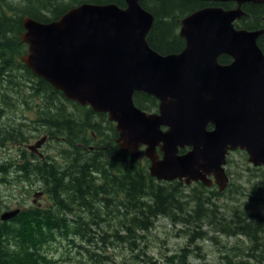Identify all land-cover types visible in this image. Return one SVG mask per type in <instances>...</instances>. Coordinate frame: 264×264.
<instances>
[{"label":"water","instance_id":"1","mask_svg":"<svg viewBox=\"0 0 264 264\" xmlns=\"http://www.w3.org/2000/svg\"><path fill=\"white\" fill-rule=\"evenodd\" d=\"M125 1L126 8L82 2L49 21L23 16L21 60L67 99L107 112L130 155L145 144L150 174L159 179L205 180L213 169L226 180L228 144L245 147L254 164L264 162V56L256 42L263 30L236 28L239 6H205L181 20L183 48L161 54L146 39L152 13ZM222 54L231 62L220 63ZM136 91L156 97L159 113L137 108ZM185 146L193 148L179 154Z\"/></svg>","mask_w":264,"mask_h":264},{"label":"trees","instance_id":"2","mask_svg":"<svg viewBox=\"0 0 264 264\" xmlns=\"http://www.w3.org/2000/svg\"><path fill=\"white\" fill-rule=\"evenodd\" d=\"M87 1L101 3L103 0ZM114 1L121 5V0ZM1 2L0 0V85H3L5 89H9L10 87L16 88L15 92L18 94L20 86H14L16 83L10 78V72L12 64L17 62V54L20 53L23 47L19 38V34L23 30L21 24L22 15H27L40 21H48L50 20L49 18L60 14L66 7L62 6L64 5L62 1L35 0L34 4L30 5L28 0H24L20 11H16V7L3 2L2 4ZM38 4L40 8L36 7ZM179 5L180 3L177 1L164 2L159 7L157 14H155L157 20L151 27L147 40L152 48L161 53L176 52L183 45V39L176 34V22L173 21V15L183 11V7ZM199 7L201 5H197L194 2L186 3V9L183 13ZM163 17L170 18V20H162ZM250 24L252 25V23ZM244 25L248 26L247 23H244ZM229 60L230 58L225 55L219 57V61L222 63ZM40 81L42 80L40 79ZM43 85H45L43 89L62 96L59 91L55 90L44 80ZM134 101L143 110L152 109L157 106L156 99L144 93H136ZM14 104V101L10 102V98L2 95L0 112ZM72 106L78 112V119L76 121H72V118L69 119L66 113V118L60 119V113L55 112L52 108L47 111V114L40 113V116L42 120L48 122L50 129L55 128L52 130V133L59 137L58 141L62 143L59 151L62 154L69 153V155L78 157L79 168L77 171L70 170L65 178H61L60 173L58 176L48 175L46 179L44 173L40 171V164H37L34 170L30 169L23 162L22 158L25 155V151L21 153L19 159L3 161L2 171L5 174H7L9 168H12V165L15 166V171L19 172L14 178L16 183L24 185L25 182H38L43 184V187H46L48 190L51 205L41 207L42 209L32 206L21 211L17 219L14 218L9 223L0 222V264H56L55 259L45 254L44 245L55 239L57 234L63 233L67 236L81 232L84 234V231L91 230L90 225L86 221V216L78 212L83 210L90 212L92 209L89 182L101 180V175L110 174V172L112 185L116 181L117 186L126 192L125 208L126 211L130 212V217L127 221L120 222L124 223L121 229L108 230L111 233V235L108 233V236L115 237L116 241L119 240L122 245L126 242L132 248L138 238L136 231H139L138 229L148 230L153 225L157 216L160 215L168 217L173 224H180L179 231L182 232L181 235L188 237V239L203 238L206 233L198 231L195 227L203 222H207L208 224L217 226L219 230H215L222 231L226 235L238 233L239 235L246 236L249 240L258 241L262 245V250L259 251L257 244H250L247 246V249L251 253V256L257 257L254 260L258 264L264 262V238L263 241L260 240V238L264 237L263 219L254 221L253 214L247 211L240 212V216L234 214L230 219H227L221 213L224 217L222 218L216 214L214 208H203L202 204L208 201L207 197H201L199 196L200 194L197 195L199 191L191 189L188 194L182 195L181 185L177 181L159 185L154 183L147 173L144 162L129 160L123 166L121 162L124 163V157L120 153L121 150H118L115 154L112 153L113 149L109 151L102 150L101 145L103 146V141H107L106 137L101 142L94 144L95 149L93 151L87 150L86 145L91 144V141L94 140L93 134L98 138V128L90 123L91 117L94 116L93 111ZM10 110L12 114L13 110L11 108ZM3 115L1 116L3 117ZM36 121L39 122L41 120ZM15 126H19L21 130L20 124ZM38 128H45L42 121ZM21 137L24 138L21 131L12 132L7 136L13 142L19 140ZM73 161H75L74 157ZM122 167L125 168L124 171ZM72 172L78 173L72 174ZM93 173L98 174L99 179ZM31 175L36 176V178L33 180L30 177ZM5 179L4 175L0 176L1 182H4ZM76 183L77 185L75 186ZM103 190L97 189L96 193L101 192L102 194L109 195L110 189ZM141 195L144 196L142 199ZM149 196L150 199H148ZM184 196L194 200L195 206L190 208L189 202L183 200ZM75 202L80 207L76 208ZM67 213H74L76 218L83 222L85 229L83 230L82 224H68L65 221ZM54 216L64 218L56 227H53ZM112 217H107L106 226H109L113 222ZM114 218L116 219V217ZM206 218L209 219L202 221ZM235 219L237 220L234 221ZM107 242L101 239L100 245H105ZM108 243H110L109 247L115 244L112 241ZM241 246L238 243L234 244L231 248L237 249L233 251V253L237 252V254L233 255L232 253L229 255L237 256L239 252L243 251L239 250ZM226 250L229 251L228 249ZM182 252L183 254L177 256L176 259L180 264H186L188 250L186 249ZM107 256L109 255L87 251L86 258L84 260L79 259L78 264H113L107 261ZM258 258L261 259L258 260ZM239 259H242V257L239 256ZM223 262L224 264H229L230 260L226 261L224 259Z\"/></svg>","mask_w":264,"mask_h":264},{"label":"rangeland","instance_id":"3","mask_svg":"<svg viewBox=\"0 0 264 264\" xmlns=\"http://www.w3.org/2000/svg\"><path fill=\"white\" fill-rule=\"evenodd\" d=\"M1 1L16 7V11H20V8L24 3V0ZM55 1H62L64 3L62 6L66 8L63 9L61 12L62 14L68 8L76 6L84 0ZM34 2L35 0H28L30 5L34 4ZM36 7L40 8L39 4ZM179 26L180 24L176 26V33ZM19 56L20 53L17 54V62L12 64V69L19 64ZM12 75L14 76L13 81L20 85V91L16 94V88L10 87L9 89H5L3 88V85H0V100L2 99V95H4L6 98H10V102L14 101L15 103L11 107L0 112V116L4 114L3 117H0L1 143H10L6 137L12 132L21 131L19 126H15L19 124L20 121V126L24 129L22 119H20L22 115L31 117L29 119V126L32 130L29 133V138L32 139L30 141L32 142L33 139L44 134L43 129L38 128V126L41 125V121H36L38 118L42 120L40 113L47 114V111L52 108L54 111L60 113V119H63L66 118V112L72 111L73 108L69 106V103H67L62 96H58L50 90L43 89L44 86L39 87L37 80L27 73L25 68L18 67L17 70L12 72ZM31 82L33 83V86L30 85ZM60 107H62V109H60ZM10 108L13 110L12 114ZM54 111L53 114L55 115ZM54 129V127L51 128V131ZM106 135L109 134L106 133ZM105 143L106 142H103V145H105ZM91 144H93V141H91ZM12 146L14 154L18 153V148L25 147L23 142ZM59 146H62V143L56 139H52L48 147L44 150L45 157H51V154H55ZM2 149L4 150L5 148ZM229 156L230 163L227 165V168L230 170V174H233V176L237 175L239 178L235 185V189L230 191V194L231 192L233 194L230 196L225 194V196L220 198L212 197L209 202L205 203V205L207 207L210 205L212 208L214 207V204L219 206L220 211L224 213V216L227 219H230L233 214L240 216V212L242 211L251 212L257 219H264V171L259 169L249 170L248 167H251L252 164L248 162L247 155L242 151H233ZM141 158H144V156L142 155ZM68 159L72 160V156H69ZM2 164L3 163L0 162V176L4 175L6 179L4 182L0 181L1 210H5L6 207L15 200H20L26 206L34 204L35 202L36 205H44L47 202V198L44 196V191L38 183L31 184L30 186L27 184L24 188L14 185L12 180L17 172L14 168H9L7 174H5L2 171ZM147 165L148 163L146 162V166ZM36 191L39 192L35 193ZM35 194H38L39 198H35ZM142 197L144 196L141 195V199ZM148 199H150V196ZM96 206L100 208V205ZM85 216L86 221L90 225L91 232L85 231L84 235L81 232L80 236L74 238L73 242L70 241V238L64 236L55 242L53 251L58 259V264H76V259L86 257V250H96L99 252L97 250L98 245L94 244L99 236L107 239L105 236V229L107 227L106 220L110 215L98 209L88 212ZM129 217L130 212L126 211L125 208L122 218L127 220ZM112 219L113 223L117 222L114 216ZM208 219L209 218H206L202 221H207ZM208 226L210 225H208L207 222H203L195 227L198 231L205 232L206 234H204V237L206 238L188 239V237L181 235L182 232L178 230L180 224L175 225L168 218L159 216L154 220L153 225L148 230L138 229L139 231H136L138 233V238L133 246L134 249L129 248L125 243L122 245L120 241L113 239H111L112 243H115L113 246L109 247L110 243L108 242L101 246H107L105 249L114 261L113 264H180L176 258L175 261H172L171 259L172 256L174 257L181 254V249L183 247H187L190 251V253H188V261L186 264H221L223 263L222 261L224 260V257L226 258L227 255L232 254L233 251L237 250L232 249L231 247L238 243L242 245L239 250L243 251L239 252L237 256H234V260L231 259L232 261L229 262V264H234V262L236 264H253L254 257L250 255V252H248L247 249V246L250 245L248 239H241L242 237H239L240 240L231 238L228 235L220 234L218 231L213 230V228H208ZM194 241L196 242L193 243ZM78 251L81 252L78 253ZM236 254L237 252L233 253V255ZM239 256L242 257V259H239Z\"/></svg>","mask_w":264,"mask_h":264},{"label":"flooded vegetation","instance_id":"4","mask_svg":"<svg viewBox=\"0 0 264 264\" xmlns=\"http://www.w3.org/2000/svg\"><path fill=\"white\" fill-rule=\"evenodd\" d=\"M167 1H177L178 3H180V7H183V11L179 12L175 15H173V21L174 22H179L182 17L187 14L183 13L186 9V3H190V2H194L197 5H216V6H220L223 9L227 10V9H234L238 6V2L236 0H224L221 2H213V1H202V0H139V4L146 10L150 11L154 16H156L155 14H157V11L159 9V7L162 6V4L164 2ZM111 2H115L114 0H103L101 3H111ZM121 6L122 8H126V1L125 0H121ZM240 8L243 10V12H245V14H243L239 19H237V23L240 24V22H245V21H250L252 23L251 28H260L263 27L264 28V3H254V2H244L243 4H241ZM191 11V10H190ZM189 11V12H190ZM257 14V15H256ZM57 16L53 17V19H56ZM162 20H170V18H162ZM259 44H261V49L263 51L264 54V32L263 34L260 35L259 37ZM263 46V47H262ZM18 67H22L24 68V66H22L20 63L17 64L13 69H17ZM13 70H11V75H12ZM32 74V72H30ZM33 75V74H32ZM13 76V75H12ZM32 85V82L31 84ZM56 112V111H55ZM69 113V112H68ZM75 116V119L78 118V115L76 112L73 113ZM31 117L27 116V115H22L20 117V119H22V125L24 126V129H22L21 127V132L23 133V137L19 138V140L17 141H12L10 139L9 142L14 145V144H21L23 142V144L31 151L28 152L26 150V148H20V153H22L23 151H25V155L22 158L23 162L25 164H27L30 169H36V165L40 164V171L44 173L46 179L48 175H55L58 176L60 173V177L64 178L66 176V174L72 170V171H77L78 170V157H76L75 155H69L66 153L60 152L59 150L61 149V146L58 147L57 152L55 154H51V157H45L44 154V150L48 147V145L50 144L52 139H56L59 140V137L53 135L50 126L48 125L47 121L41 120L44 127L43 128V132L44 134H42L40 137H37L35 139H33L32 142H30L32 139L29 138V133L31 132L32 128L29 126V122ZM37 120H40L39 118ZM21 122V121H20ZM19 122V124H20ZM1 139V136H0ZM117 137L115 138V143L117 145ZM39 141H43L42 143L37 144ZM29 142V143H28ZM10 143H2L0 149L2 148H10L12 145ZM32 148V149H31ZM88 149H91V146L88 147ZM118 149V147H115L114 150ZM69 151V150H68ZM66 154V155H65ZM21 155V154H20ZM32 155H35V157H33ZM38 158H37V157ZM72 156V160H69L68 157ZM73 157L75 159V161H73ZM124 157V163L121 162V164L123 166L126 165L127 163V158L126 156L123 154ZM50 159V160H49ZM56 165V166H55ZM125 168L122 167V170L124 171ZM74 173H78V172H72V174ZM95 177L97 179H99V175L95 174ZM36 177V176H35ZM111 177V172L110 174H103L100 176L101 180H93L90 181V187L91 189L101 185L102 182L104 184V186L107 189H110V192H112L113 194H115V198H118V196L121 198L120 201L121 202H126V192L122 189H120L117 186V182L114 181L113 185H112V180H110ZM77 185V183L75 184V186ZM41 186V184H40ZM43 189H45V187L41 186ZM44 194H45V190ZM41 196V194H40ZM46 197V195H44Z\"/></svg>","mask_w":264,"mask_h":264},{"label":"bare ground","instance_id":"5","mask_svg":"<svg viewBox=\"0 0 264 264\" xmlns=\"http://www.w3.org/2000/svg\"><path fill=\"white\" fill-rule=\"evenodd\" d=\"M8 126V125H7ZM122 151V150H121ZM123 151H125V150H123ZM128 153V152H127ZM50 160V159H49ZM56 166V165H55ZM2 209V208H1Z\"/></svg>","mask_w":264,"mask_h":264}]
</instances>
